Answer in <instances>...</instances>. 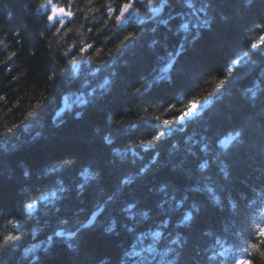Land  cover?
Returning <instances> with one entry per match:
<instances>
[{
  "label": "trees",
  "instance_id": "1",
  "mask_svg": "<svg viewBox=\"0 0 264 264\" xmlns=\"http://www.w3.org/2000/svg\"><path fill=\"white\" fill-rule=\"evenodd\" d=\"M47 2L0 0V264H264V0ZM145 225L159 250L120 261Z\"/></svg>",
  "mask_w": 264,
  "mask_h": 264
},
{
  "label": "rangeland",
  "instance_id": "2",
  "mask_svg": "<svg viewBox=\"0 0 264 264\" xmlns=\"http://www.w3.org/2000/svg\"><path fill=\"white\" fill-rule=\"evenodd\" d=\"M195 2H196V4L198 5V6H201V5H203L202 4V2H201V0H195ZM46 11H48V15H49V17H52L51 19H49L51 22H56V23H58V24H61V23H65L68 19H69V15H67V11H64V12H61L60 11V9L61 8H59L58 6H56L54 3H52L51 2V0H48V2H47V5L45 6V8H44ZM183 11H186V10H183ZM151 17H153V16H151ZM197 21H199V20H197ZM196 34L197 35H199L200 34V31L198 32H196ZM171 52V54H174V51H173V53H172V51H170ZM161 64H159L158 65V67L160 66ZM162 65H163V63H162ZM158 70L159 69H161V68H157ZM163 69H165L164 67H163ZM155 77H158V75H154L153 76V80L154 81H157V79H155ZM154 81H151V82H149L148 83V86H150L151 85V83H153ZM156 83V82H155ZM195 101V103H196V110L195 111H202L201 110V106L203 105V103H202V100L200 99V100H194ZM77 104H81V106H83V103H82V100L80 99V97H78V95H68V96H65V98H64V100H63V105H62V107L60 108V109H58V111H57V115H56V117H55V120H53L52 122L54 123V122H56V123H59V119L61 118V112L62 111H66V112H70V111H74V110H76V109H78L79 108V106L77 105ZM187 108V107H186ZM185 108V109H186ZM81 108H79V110H80ZM185 109L183 110V111H185ZM189 111V108L187 109V112ZM192 111H194V109H192ZM201 112H199L198 114H200ZM198 120V119H197ZM178 121L180 122V123H183L184 121L183 120H181L180 119V117H179V119H178ZM198 122V121H197ZM196 122V123H197ZM105 137L107 138L108 137V134L107 135H105ZM217 139H219L218 137H217ZM131 150H132V148H130ZM143 152V151H142ZM207 161V160H206ZM206 161H203V162H201L199 165H198V167H199V169L201 170V169H203V168H205L206 166H207V162ZM202 165H206L205 167H202ZM202 171V170H201ZM82 175H83V173H81ZM80 174V175H81ZM83 181H84V179H82ZM84 182H82L81 183V185H79L80 187H82ZM77 187V189H81L80 187ZM54 194H57V192H55V191H53V187H49V189L48 190H46L45 192H43V195L41 196V198L39 199V201L41 202V203H43V208H44V206H47V205H45V201L47 200V198H49L50 196H51V198H55L56 196L54 195ZM179 205V203H178V200H177V203L176 204H174L173 206H171V205H166V209H169V208H171V207H174V208H172V210L173 209H175L176 210V206H178ZM162 207V206H161ZM100 210V209H99ZM168 212H171L170 210L168 211ZM98 214V211H96V215ZM163 215H164V213H163ZM164 217H166L165 215H164ZM134 218V216H133V214H131L130 215V219H133ZM136 220H138V219H136ZM159 223V221H155L154 223H153V225H155V224H158ZM179 226V225H178ZM142 228V230H141V232H139V233H137V235H136V237H134L135 239H134V241H131V243L128 245V246H130V247H128L129 248V250H128V248L126 249V251H127V255H129V258L127 259H122V256H121V258H120V260H123L124 262H126V261H132V262H135V263H137V262H139V261H141V257L143 256L142 255V253L140 254V252L142 251V249L145 247L146 248V250H148V248L149 247H151V248H157L158 250H159V243H161L160 242V238H159V233L155 230V229H152L151 228V226H147V225H145V226H142L141 227ZM149 231H151V236H152V238H153V241L151 242V243H149V240L145 237L147 234H148V232ZM152 231H155L154 233H152ZM63 236H64V234H61V235H59L58 237H59V239H62L63 240V242H65L64 241V239H63ZM70 235H66V237H69ZM146 238V239H144V237ZM37 239V238H36ZM62 242V241H61ZM62 242V243H63ZM147 242V244H145ZM45 242H43V240H41L40 238L39 239H37V240H34L33 241V245L35 246V248L36 249H43V251H47L48 250V248H49V246L51 245V244H48V245H46V246H44L43 244H44ZM65 243H67V242H65ZM64 243V244H65ZM70 243H72V242H70ZM149 243V244H148ZM73 245V244H72ZM66 246L68 247V248H70L71 247V244L69 245L68 243L66 244ZM161 246V245H160ZM124 251V250H123Z\"/></svg>",
  "mask_w": 264,
  "mask_h": 264
},
{
  "label": "snow or ice",
  "instance_id": "3",
  "mask_svg": "<svg viewBox=\"0 0 264 264\" xmlns=\"http://www.w3.org/2000/svg\"><path fill=\"white\" fill-rule=\"evenodd\" d=\"M249 2H250V0H249ZM41 7L43 8L44 5H41ZM129 8H130V5H129L128 3L123 4V6H122V8H121V10H120V15L116 16V20H118V21L121 20L122 17H124L125 13L128 12ZM108 10H109L110 12H111V11H114V10L111 9V8H109ZM60 11H61V12H64L65 10H64V9H60ZM67 15H71V13H67ZM51 18H52V17H49V19H51ZM183 27L187 28V25H183ZM203 27H208V23H207V21L204 22ZM260 27H264V25H261ZM129 38H130V37H125L124 40H128ZM260 39H261V41H264V37H261ZM124 40H122V41L120 42V44L117 45V49H116V51H119V50H120L121 45L124 44ZM256 47H257L256 44H252V48H256ZM88 48H91V45H88L87 47L80 49V51H82V52L87 51ZM13 55H15V54H13ZM235 63H239V61H236ZM108 83H109L108 81H105V84H108ZM136 91L139 92L140 89L137 88ZM85 102H86V101H85ZM195 107H196V103H195V101H190V102H189V111L186 112V113L184 114V116H181L180 119L183 120V119L185 118V116H189V117H190L191 115H193L194 113L192 112V109H194ZM161 135H163V133H161ZM239 135H240L239 133H236L235 136L233 137V139L238 138ZM105 139L107 140L108 143H111L110 140H108L107 138H105ZM154 139L158 140L159 137H154ZM152 143H153L152 140H149V141H147V142H145V141H141V144H142V145H145V146H151ZM66 163H67V162H66ZM205 166H206V165H202V167H205ZM25 175H27V173H25ZM27 207H28V208H32L33 205H32V204H28ZM190 219H191L190 216H189V217H185V220H190ZM261 235L264 236V230L261 231ZM172 243H173V244H177V243H179V240H174V241H172ZM257 247H258V245H256V244H253V245H252V248H257ZM247 251H248V249L245 248V249H244V252H247ZM262 254H264V253H262ZM239 264H251V262H250V261H243V260H241V261L239 262Z\"/></svg>",
  "mask_w": 264,
  "mask_h": 264
},
{
  "label": "bare ground",
  "instance_id": "4",
  "mask_svg": "<svg viewBox=\"0 0 264 264\" xmlns=\"http://www.w3.org/2000/svg\"><path fill=\"white\" fill-rule=\"evenodd\" d=\"M259 42V41H258ZM252 44H256V45H258L257 44V41L255 40V41H253L250 45H249V51H247V50H243V51H240V52H248V53H250V54H252L253 52H256L257 50H258V47H256V48H252ZM260 53H262V56H264V50H262V49H260ZM253 62H255V61H253ZM158 64H161L162 65V62L160 61ZM264 67V64H263V66H260V70L262 69ZM260 92V89H258V90H256L255 92H254V94L253 95H249V99H251V100H254L255 99V95L257 94V93H259ZM206 187H207V184H206ZM206 191H207V188H206ZM209 192V191H208ZM212 194V193H211ZM211 197H212V195H211ZM191 208V207H190ZM15 220H17V221H19V222H21L20 220V218H14ZM127 226V229H128V232L129 231H132V229H134L130 224H128V225H126ZM155 231H152V233H154ZM147 239H149L150 241H153V238H152V236H151V231H149L148 232V234L145 236ZM159 238H161V235L159 234ZM134 236H132V238L130 239V241H129V243H128V245L131 243V241H134ZM127 245V247H125L124 248V252H123V255H122V259L124 260V259H128L129 258V255H127V251H126V249L128 248V247H130V246H128ZM205 250H204V253H206V256H205V264H214L215 263V259H214V257L212 256V254H211V252L208 250L209 248H208V246L206 245L205 246V248H204ZM128 250H129V248H128ZM121 261V260H120Z\"/></svg>",
  "mask_w": 264,
  "mask_h": 264
}]
</instances>
